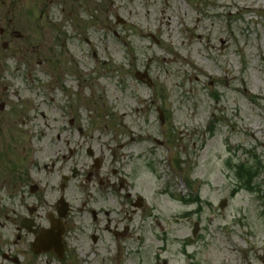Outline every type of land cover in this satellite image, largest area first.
Masks as SVG:
<instances>
[{
    "label": "rangeland",
    "instance_id": "1",
    "mask_svg": "<svg viewBox=\"0 0 264 264\" xmlns=\"http://www.w3.org/2000/svg\"><path fill=\"white\" fill-rule=\"evenodd\" d=\"M0 29V241L14 242L9 191L45 165L54 185L87 171L92 148L154 210L92 264H264V0H0ZM156 140L169 146L149 155ZM158 161L181 202L156 194L170 179Z\"/></svg>",
    "mask_w": 264,
    "mask_h": 264
},
{
    "label": "flooded vegetation",
    "instance_id": "2",
    "mask_svg": "<svg viewBox=\"0 0 264 264\" xmlns=\"http://www.w3.org/2000/svg\"><path fill=\"white\" fill-rule=\"evenodd\" d=\"M44 16L43 13L41 19ZM51 26L54 28L53 24ZM18 37L23 38L21 33ZM168 142L156 140L157 148L148 154L155 155L159 149L168 147ZM90 154L93 156L90 157ZM90 154L87 155L93 160V165L87 171L75 166L69 174H62L60 182L54 185L44 179L56 172L57 165H45V175L40 178V184L31 185L28 190L19 188L9 191L12 197L18 198L20 205L11 211L13 217H6L14 228V242H5V237L0 241V264H38L37 259L44 256L46 264H53L54 260L57 264H80L82 251H85V263L92 264L94 258L92 260L91 257H100L103 249L109 254L114 251L112 243L121 253V244L134 241L133 232L137 227L134 229L133 223L138 218L144 224L154 210L149 214L145 197L133 181L137 178L125 175L126 167L118 165L116 155L112 161H107L93 150ZM169 164L170 168L176 166L175 161ZM176 164L179 165L177 161ZM148 165L159 181L168 174H158L159 161L155 165L149 162ZM134 174L137 176L136 171ZM167 177L170 179L156 194L173 201L179 196L175 173L171 172ZM110 200H114L115 207L105 209L103 204ZM155 224L162 228L157 218H154ZM137 241H143V237L138 235ZM98 245L103 249H96ZM85 246L90 250L86 251ZM109 261L112 262V259Z\"/></svg>",
    "mask_w": 264,
    "mask_h": 264
},
{
    "label": "trees",
    "instance_id": "3",
    "mask_svg": "<svg viewBox=\"0 0 264 264\" xmlns=\"http://www.w3.org/2000/svg\"><path fill=\"white\" fill-rule=\"evenodd\" d=\"M251 160H252V162L255 164L254 165V169H255V171H253L251 168L250 169H248L247 168V170H245V173H246V175L248 176V180H246V182H245V186H246V188H248L249 190H252V188L249 186L250 184H251V182H253V178H254V173H256V171H258V170H260L261 169V164H260V162H259V159H258V157L257 156H252L251 157ZM256 162V163H255ZM254 172V173H253ZM244 186V187H245Z\"/></svg>",
    "mask_w": 264,
    "mask_h": 264
},
{
    "label": "water",
    "instance_id": "4",
    "mask_svg": "<svg viewBox=\"0 0 264 264\" xmlns=\"http://www.w3.org/2000/svg\"><path fill=\"white\" fill-rule=\"evenodd\" d=\"M1 33H2V31H1ZM14 36H18V34L17 33H14ZM8 45H5V47H7ZM225 207V205H222L221 206V208H224ZM198 230H199V227H198V225H196V228H195V230H194V236L196 237L197 236V233H198Z\"/></svg>",
    "mask_w": 264,
    "mask_h": 264
}]
</instances>
